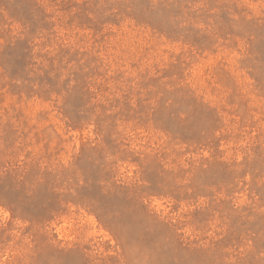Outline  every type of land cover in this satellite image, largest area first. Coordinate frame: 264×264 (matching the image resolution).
<instances>
[{"label": "rangeland", "instance_id": "obj_1", "mask_svg": "<svg viewBox=\"0 0 264 264\" xmlns=\"http://www.w3.org/2000/svg\"><path fill=\"white\" fill-rule=\"evenodd\" d=\"M0 264H264V0H0Z\"/></svg>", "mask_w": 264, "mask_h": 264}]
</instances>
